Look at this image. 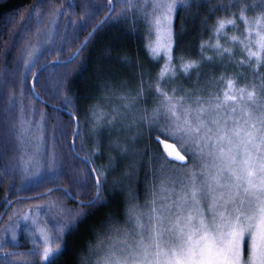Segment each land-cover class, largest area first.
Returning <instances> with one entry per match:
<instances>
[{
  "label": "snow or ice",
  "instance_id": "1",
  "mask_svg": "<svg viewBox=\"0 0 264 264\" xmlns=\"http://www.w3.org/2000/svg\"><path fill=\"white\" fill-rule=\"evenodd\" d=\"M114 2L107 0L109 13L106 18L115 10L112 7ZM123 2L126 7L118 15L135 11L142 16L150 38L145 47L153 60H164L154 80L148 84V90L155 94V102L151 108H143L139 115L135 114V106L145 93L141 81L135 96H117L121 103H111L110 110L99 104L90 107L92 131H98L102 125L123 122L131 115V123L127 127L146 126L159 146L161 171L170 164H179L185 171L179 181L167 177L160 180L158 187L150 188V198L143 206L132 203L136 197L129 192L125 225L112 227L111 235L89 245V256H95V259L90 262L88 257L82 256L81 264H264V72H261L264 68V0H219V9L229 15L216 19L210 39L200 44L199 59L173 56L176 43L173 21L177 9L191 0ZM87 7L98 10V6L91 3ZM61 12V8H53L49 14L55 18ZM249 12L253 14L250 16ZM33 14L40 16L38 7L28 17H21L25 21L18 34L21 39ZM240 24L243 25L242 30ZM229 27L240 35H227L225 30ZM39 34L37 29L38 43ZM92 35L89 33L66 60H61L58 54L52 63L60 66L70 64ZM49 43L50 34L43 40V44ZM208 49H212L214 55H206ZM237 50L243 57L239 60L235 59ZM52 51L38 44H26L24 58L20 61L24 72L32 76L31 93L43 103L48 101L36 92L40 72L32 70L40 64L45 52L50 54ZM226 59L228 63L249 68L253 78L241 85L239 77L244 73L232 76L221 73L219 77L210 76L202 83V62L227 67ZM178 72L189 80L195 73L196 80L186 88L177 83L180 78ZM5 89H8L6 75L0 80V97L7 96L8 108L4 110L7 115L14 107L16 93ZM47 92L48 99L62 101L60 105H52L54 110L67 111L69 122L76 125L71 148L72 154L79 156L75 151V141L80 138V121L79 114L70 110L71 97L61 92L59 80L57 87L49 88ZM20 95L23 96L22 90ZM103 99L110 101L107 96ZM47 119L46 113L41 111L35 127V131L41 133L36 137L39 141L43 140ZM31 127V121H19V130L14 133L19 146L27 142ZM115 149L127 155V147L116 144ZM98 151L96 148L92 154L80 157L90 166L94 194H90L86 182L75 180L73 172V182L83 189L77 195L90 196V199L77 200L76 195L63 189L66 196L76 201L77 207L61 208L51 228L25 213L20 219L35 225L31 233L32 247L23 254L4 252L8 242L5 236L0 235V264H37L36 260L9 259L19 255L37 257L38 264H54L63 253L64 237L77 230L92 211L107 204L103 191L105 172L91 167L92 155ZM156 158L153 155L152 159ZM19 160L26 173L29 167L39 166L35 153L27 155L22 152ZM189 160L192 166L186 167ZM46 166L54 170L55 161L48 162ZM131 167L134 170V166ZM132 178L131 173H125L124 179ZM40 207L32 206L34 209ZM16 227L18 225L4 230L12 242L17 239Z\"/></svg>",
  "mask_w": 264,
  "mask_h": 264
},
{
  "label": "trees",
  "instance_id": "2",
  "mask_svg": "<svg viewBox=\"0 0 264 264\" xmlns=\"http://www.w3.org/2000/svg\"><path fill=\"white\" fill-rule=\"evenodd\" d=\"M250 2H254V0H250ZM89 3L97 5L98 10L88 8ZM218 5L219 0H207L206 3L204 0H191L187 5L177 9L173 21L176 41L173 49L174 57L178 56L177 47L182 43L184 46H189L185 48L190 49L191 52L188 55L192 59L200 58V44L202 41L210 39L211 29L216 19L229 15L228 12L219 9ZM37 7L40 16L37 17L35 14L31 16L30 26L27 31L23 32L21 39L18 34L25 23L21 17H28L29 13ZM112 7L115 10L106 18V14L109 13L107 0H0V80L4 79L6 75L8 89L5 91L11 89L16 93L14 107L7 115L4 114V110L8 108L7 96L0 97V235L5 236L8 242L7 247L3 248L4 252L23 254L32 247L31 233L35 225L20 219L21 213L27 208L30 207L31 210H34L32 206H41L37 209L38 221L51 228L55 225L61 208L75 209L77 207L76 201L66 196L63 189L76 195L77 200L90 199V196L77 195L83 189L73 182V172H75V180L86 182L90 194H94L93 174L89 171L90 166L80 159V157L89 154L85 135L83 136L85 130L80 129V138L75 141V151L80 155L74 156L71 145L76 125L69 122L67 111L54 110L52 105H60L62 101L48 99L47 90L55 89L59 80L61 92L70 96L73 102V88H78V83L83 84L84 82L79 80L78 76L76 77V63L83 51L91 46L95 48V56L100 57L103 61H108L114 52L124 58L133 56L143 58L142 52L144 51V60L146 58V61L156 67L162 66L164 63L163 59L153 60L145 47L150 38L147 23L142 16H138L135 11L127 15H118L121 9L126 7L123 0H115ZM53 8L62 9L61 14L55 18L49 14ZM213 9L216 10L213 11ZM231 11H235V9H231ZM252 14V12L248 13L250 16ZM9 21L12 22L9 23ZM241 25L240 29H242ZM37 29L40 30L39 43L36 35ZM226 30L238 32L231 27ZM89 33H93V35L81 48L79 56L70 64L60 66L52 63L57 59L58 54L61 60H66L80 47ZM49 34L50 43L45 45L43 40ZM100 38H104V42H100L97 46V41ZM212 42H215L214 38ZM26 44H38L44 49H53L50 54L45 52L41 57L40 64H37L32 70L40 72L36 92L47 100V103L41 102L40 98L31 93L32 76L24 72L20 65V61L24 58ZM61 50L63 51L61 52ZM205 54L214 55V52L212 49H208ZM241 58L243 57L237 50L235 59ZM226 62L231 69L225 73L226 76L244 73L241 78L248 77L250 80L252 73L249 68L228 63L227 59ZM41 65H45V67L42 68ZM212 66L211 62H202L204 72L201 77L202 83L203 80L208 79V68ZM261 72H264V68L261 69ZM21 80H23L22 84ZM21 90L23 96L20 95ZM73 109L72 106L70 110L73 112ZM41 111L46 113L48 119L43 128V140L39 141L36 137L41 133L36 132L35 127L40 119ZM21 119L31 121L32 125L29 137L26 138L27 142L22 147L18 145L14 137V133L19 130ZM13 125L16 127L13 128ZM147 133L149 141L148 146L144 149H148V151L153 149L156 153H147L145 157L149 160L141 164L140 172L144 176L141 174L142 177L140 176L139 179L142 178L141 181L144 184H147L151 178L152 173L150 172L156 171L161 165L159 146L151 138L149 131ZM81 141H83L82 146ZM37 148H39L38 151ZM22 152L27 155L35 153L39 166L29 167V171L26 173L19 160ZM153 155L157 157L155 160L152 159ZM92 159L94 158L92 157ZM53 160L56 168L49 170L46 165ZM93 165L92 163L91 167L96 166L97 168V164ZM165 168L168 169L167 173L165 172L168 177H173L178 181L183 178L185 168L179 164L166 165ZM49 189L52 191L49 192ZM104 190L106 193V185ZM123 211L120 199L108 198L107 204L92 211L77 230L64 237L63 253L54 261V264H81V257H88L89 245H94L98 239L106 238L111 233L109 229L112 224H116V226L122 224ZM14 213L15 215H13ZM110 218L114 220L111 221ZM13 225H18L15 228L17 236L15 242L10 241L4 232L6 228H11ZM31 257L19 255L9 257V259L13 261L30 260ZM33 260H36L38 264L37 257Z\"/></svg>",
  "mask_w": 264,
  "mask_h": 264
},
{
  "label": "rangeland",
  "instance_id": "3",
  "mask_svg": "<svg viewBox=\"0 0 264 264\" xmlns=\"http://www.w3.org/2000/svg\"><path fill=\"white\" fill-rule=\"evenodd\" d=\"M241 26L243 29V25ZM225 31L229 36L240 35V32ZM100 42H104V38L98 39L97 46H99ZM221 42L224 43L223 40H221ZM226 46L230 47L232 45ZM185 47L189 46H184L182 43L178 45V56L191 58V56L188 55V53L191 52L190 49ZM94 51V46L88 47L83 51L77 60L75 72L76 77L78 76L79 80L84 82L83 84L78 83V88H73L72 106L74 107L73 112L79 114L80 129L82 128V130H85V134L83 132V136L85 135V141L88 145L89 154H92L94 149H99L98 152L92 155L94 158L92 161L94 165L97 164V169L105 172L106 182L104 183L103 188L105 189L106 185V193L104 190V194L107 197V200L108 198L113 200L120 199L121 206L124 208L123 218L121 221L122 224L119 225L120 227H123L126 220V208L129 204V192L136 197V199L131 202L139 203L143 206L145 200L150 198V188L154 186L158 187L160 180L168 177L166 175V171L168 169L164 167L163 171H161V168L159 167L156 171L153 170L150 172L149 170V172L152 173L151 178H149L147 184H144L141 181L142 178L139 179L141 174L144 176V174L140 172L141 164H143L144 161L149 160L145 157L147 156V153H156L153 149L150 151H148V149H144V147L148 146L149 141L147 127H127V125L131 123L130 115L129 118L123 122L118 121L114 125H102L98 131L93 132L89 109L92 105L99 104L105 110H110L111 103H121L118 99H116L117 96L121 94H130L135 96L137 91H139L141 81H143L145 93L135 106V114L139 115L140 110L143 108H151L155 102V94L148 90V84L154 80L156 73L159 72L161 66L158 65L156 67L151 62L146 61V58L144 60V51V53L140 51L142 52L143 58L138 56L124 58L114 52L108 61H103L100 57L95 56ZM225 64H227L226 60ZM208 69L209 77H219L221 73L225 74L231 70L228 65L225 67L224 65L214 63L213 66ZM178 76L180 78L177 83L182 84L186 88L190 87L191 83L196 80L195 73L191 74L190 80L183 77V75L179 72ZM252 78L253 77L251 76L250 79ZM247 80L248 77L244 79L239 77V83L241 85L246 83ZM211 90L212 89H209V91ZM105 96L110 97V101L103 99ZM116 144L121 145L122 148L127 147V155L121 151H117L115 149ZM110 164L111 167H109ZM191 164L192 161L189 160L187 166L191 167ZM131 166H134V170ZM94 167L96 168V166ZM125 173H131L133 178L131 180L124 179ZM117 182L121 183L117 185ZM30 209V207L27 208L20 216L27 213L29 216L39 220L38 210ZM42 215L44 214L42 213ZM113 220L114 219H111V221ZM29 222L30 224H33L31 221ZM112 227H116V224H112L110 229ZM111 234L112 233L109 235ZM34 258L35 257H31L29 259L33 260ZM88 259L91 262L95 259V256H89L88 254Z\"/></svg>",
  "mask_w": 264,
  "mask_h": 264
}]
</instances>
